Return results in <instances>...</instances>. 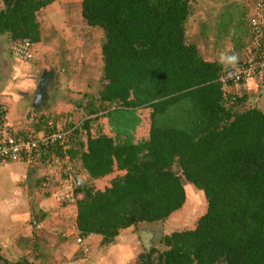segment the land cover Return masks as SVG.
I'll use <instances>...</instances> for the list:
<instances>
[{"label": "trees", "instance_id": "obj_1", "mask_svg": "<svg viewBox=\"0 0 264 264\" xmlns=\"http://www.w3.org/2000/svg\"><path fill=\"white\" fill-rule=\"evenodd\" d=\"M190 1L80 0L83 22L102 32L103 84L65 153L89 178H110L102 189L74 188V227L108 246L126 228L163 222L189 185L203 214L136 264H264V115L249 93L229 100L217 81L224 67L186 42ZM51 2L0 0V35L37 42L35 15Z\"/></svg>", "mask_w": 264, "mask_h": 264}, {"label": "rangeland", "instance_id": "obj_2", "mask_svg": "<svg viewBox=\"0 0 264 264\" xmlns=\"http://www.w3.org/2000/svg\"><path fill=\"white\" fill-rule=\"evenodd\" d=\"M244 3L245 0H191L190 15L186 19V22L189 23V26H186V42L193 44L196 48L201 38L206 34L210 39L222 36L221 48L228 51L229 46L232 45L231 39L234 42L238 39H247L249 11ZM35 19L38 22L39 42L33 44V56L26 61H19L10 54L2 55L0 61V91L9 87L10 78L16 70L25 69L24 76L27 77L28 70L36 69L35 80L27 89L33 95L39 75L45 71L43 81L46 83L47 94L44 101L42 100L43 102L39 103L36 108H31V110L29 109L31 107L29 99L14 100L9 105L10 112H15L14 114L20 112L21 107L29 109L28 116L36 119L34 125H40V128H42V124L39 123V117L41 116L38 114L35 116L33 114L34 110L45 108L46 105L55 107L58 105L57 111L61 115L64 113L63 110H60L62 103H73L72 107L79 104L78 106H82V109L88 102L97 105L91 95L97 97V92L103 84L101 80L102 62L98 56L102 32L99 28L89 27L83 22L80 17V0H52L49 5L36 13ZM203 34L205 35L203 36ZM1 41L7 44L8 47L10 46L4 34L0 35V44ZM248 93L252 96L248 99L249 105L256 106L260 101L264 105V82L260 84L257 91ZM82 109L81 111H83ZM50 111L52 110L50 109ZM81 111L77 107L71 110L72 113L70 112V114H74V116L73 119L69 120V124L72 122L79 125L83 119ZM143 114V112L136 113V115H139L138 121H140V118L142 121ZM100 123L106 128V131H113L115 121L109 122L108 119L103 118ZM66 125L65 122L61 121L60 125H54L53 129L61 130L67 127ZM50 129L43 127V130ZM136 131L137 129L134 128L131 132L135 134ZM83 138L82 134L81 139ZM72 141L73 138L71 140L70 137V144L73 143ZM72 165L73 174L78 175L84 183L91 185L94 189H102L108 184L110 177L91 179L78 168L74 160ZM10 166L11 164L0 168V213L3 210L8 215L26 213L28 221L32 218L35 220L37 219L36 215H39V201L48 196L56 197L58 195V200L52 198L53 206L49 212L54 213L53 218L57 217L60 221L63 219V222L69 221L75 201L69 203L60 199L65 193L64 191L71 189V186L67 179L66 181L61 180L63 175L59 168H39L41 169L39 179L43 172H48L50 176L46 187L41 188L34 179L31 181L26 180L27 182L20 180L19 177L14 179V175L8 173L7 170ZM184 190L185 200L182 206L171 213L163 222L152 225L138 224L120 231L114 238V242L131 245L133 256L130 258L129 264H136L138 254L144 249L139 239V230L144 228L154 229L155 236L150 240L144 237L148 240V250L150 248L163 249L162 244L159 242L162 235L176 230L192 228L196 219L203 214L205 200L202 193L189 185L185 186ZM72 193L76 195L77 199L82 197L80 192L72 190ZM31 210L33 212L32 216ZM1 221L4 222V218ZM28 225H30V222ZM62 227L64 226L62 225ZM103 251L104 247L98 246L97 240L94 238L91 242L89 240V244L85 246L80 256L85 262H92Z\"/></svg>", "mask_w": 264, "mask_h": 264}, {"label": "crops", "instance_id": "obj_3", "mask_svg": "<svg viewBox=\"0 0 264 264\" xmlns=\"http://www.w3.org/2000/svg\"><path fill=\"white\" fill-rule=\"evenodd\" d=\"M244 5L248 7L249 11L251 0H245ZM186 26H189V23L185 21V36L187 34ZM199 33L197 32V34ZM204 35L205 34H203V36ZM221 37H212V39H210L206 34L199 41L196 50L204 61L219 62L223 67L233 66L231 64H222L220 57L222 54H235L239 60L242 55V48L245 44L246 38L244 40L238 39L236 42L230 38L232 45L229 46L228 51H225L220 45ZM38 42L39 39L37 42L32 44H36ZM98 54L99 58H101L100 46L98 47ZM63 58L65 57L63 56ZM62 61H64V59H62ZM23 70H16L15 74H12L10 78L9 87L0 91V100L7 102L9 119L16 123L21 122L23 118L26 117L24 122L25 126H35L42 130L43 127L53 129L54 125L59 126L61 121L65 122V124H67L66 126L72 125V127H75L78 125L77 123L72 122L69 124V120L73 119L74 116V114H70L71 110L77 107L81 111L82 106H78L79 104H75V106L72 107L73 103H62L60 110H63L64 113L61 115H59V111H57L58 105L57 107L46 105L45 108L42 107L40 110H34L33 114L35 116L36 114L41 116L39 117V123L42 124V128H40V125H34V122L36 121L35 117L28 116L27 112L29 109L31 110V107L29 109H24V107H21L20 112H17L16 114H14L15 112H10L9 105L12 103V101L29 99L31 102L34 95H31L27 89L33 84L35 80L36 69L28 70V75L26 74L27 77L24 76L25 69ZM256 107L264 115V105L261 103V101L257 103ZM50 109L52 111H50ZM81 112L83 114V111ZM51 116H53V118H51ZM9 164H11V166L8 167L7 170L8 173L14 175V179L17 177L24 181H31L34 179V181L38 182L39 184L40 179L38 176L41 172V169L29 168L20 163ZM61 180L66 181L64 176ZM57 196L58 195H56V197L48 196L47 198L39 201V215H36L37 219L35 220L32 218L30 221H28V215L26 213L8 215V213L4 212V210L0 213V264H129L130 258L133 256L131 245L119 242H113V244L103 246L104 251L97 257V259H94L92 262H85L84 259L81 258L80 253H82L85 249V246L89 244V240L91 242L94 240V238L97 240L99 246L100 238L97 235H88L84 237L81 236V243L77 244L75 242V238L80 235H78L74 227V207L71 210V218L66 222H63V219L60 221L57 217L53 218L54 213L49 212L52 210L51 208L53 206L52 198H57L58 200L59 197ZM20 202L22 201L20 200ZM30 213L32 216V210ZM3 218L4 222L1 221ZM29 222L30 225H28ZM62 225L64 227H62ZM84 240H86V242H84Z\"/></svg>", "mask_w": 264, "mask_h": 264}, {"label": "built area", "instance_id": "obj_4", "mask_svg": "<svg viewBox=\"0 0 264 264\" xmlns=\"http://www.w3.org/2000/svg\"><path fill=\"white\" fill-rule=\"evenodd\" d=\"M248 36L242 48L241 58L233 66H225L218 74L217 81L225 96L234 99L235 94L255 92L264 82V0H251L248 14ZM11 56L26 61L33 56V44L15 40L9 46ZM12 122L8 117L7 102L0 100V168L9 163H20L29 168H59L70 183L60 199L73 203L77 200L72 193L76 187L71 179L73 160L65 150L70 144L72 129L42 130ZM50 176L43 172L39 186L45 188ZM81 243V236L75 238Z\"/></svg>", "mask_w": 264, "mask_h": 264}, {"label": "water", "instance_id": "obj_5", "mask_svg": "<svg viewBox=\"0 0 264 264\" xmlns=\"http://www.w3.org/2000/svg\"><path fill=\"white\" fill-rule=\"evenodd\" d=\"M42 74H45V72H42ZM43 77H44V75L43 76L41 75V77H40V79L36 85L34 95L32 97L31 104H30L32 109L36 108L37 105L41 102V88H42V85L44 83ZM178 171H179V168L175 167L174 173L176 174V173H178ZM71 179H72L75 186L81 187L84 184L83 180L80 177H78L77 175H72ZM143 236H144V234L142 232H140L139 233L140 242H141L143 248L148 250L147 241L144 240ZM148 236H150V235L148 234Z\"/></svg>", "mask_w": 264, "mask_h": 264}, {"label": "flooded vegetation", "instance_id": "obj_6", "mask_svg": "<svg viewBox=\"0 0 264 264\" xmlns=\"http://www.w3.org/2000/svg\"><path fill=\"white\" fill-rule=\"evenodd\" d=\"M9 42V41H8ZM10 43V42H9ZM1 46H0V61H1V57H2V55H9L10 54V50H9V47H8V45L7 44H4L3 43V41H1V44H0ZM11 55V54H10ZM18 62V61H17ZM46 74V73H45ZM45 74H40L39 75V78H38V80H37V83H38V81H39V79H40V77H41V75L43 76H45ZM37 83H36V85H37ZM45 86H46V83H43V85H42V88H41V102H43L44 101V99L46 98V89H45ZM43 100V101H42ZM40 102V103H41ZM154 229H141V230H139V233L140 232H142L143 234H144V236L143 237H146V238H148V240H150L153 236H155V231H153ZM148 234L150 235V236H148ZM140 239V238H139ZM144 240H146L147 241V244H148V240L147 239H145L144 238Z\"/></svg>", "mask_w": 264, "mask_h": 264}, {"label": "clouds", "instance_id": "obj_7", "mask_svg": "<svg viewBox=\"0 0 264 264\" xmlns=\"http://www.w3.org/2000/svg\"><path fill=\"white\" fill-rule=\"evenodd\" d=\"M220 61L222 64H225V65H228V64L235 65L238 61V57L235 54L233 55L222 54L220 57Z\"/></svg>", "mask_w": 264, "mask_h": 264}]
</instances>
